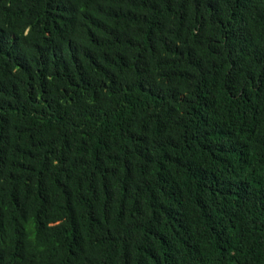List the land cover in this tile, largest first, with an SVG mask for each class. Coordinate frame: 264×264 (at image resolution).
I'll use <instances>...</instances> for the list:
<instances>
[{"label":"trees","instance_id":"trees-1","mask_svg":"<svg viewBox=\"0 0 264 264\" xmlns=\"http://www.w3.org/2000/svg\"><path fill=\"white\" fill-rule=\"evenodd\" d=\"M0 264H264V0H0Z\"/></svg>","mask_w":264,"mask_h":264}]
</instances>
